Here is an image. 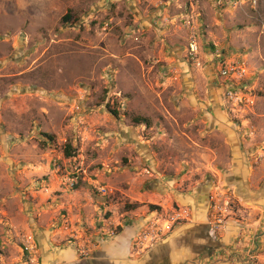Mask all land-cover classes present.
<instances>
[{"label": "rangeland", "instance_id": "rangeland-1", "mask_svg": "<svg viewBox=\"0 0 264 264\" xmlns=\"http://www.w3.org/2000/svg\"><path fill=\"white\" fill-rule=\"evenodd\" d=\"M238 171L264 188V0H0V264L92 256L204 185L235 216L255 205L229 186Z\"/></svg>", "mask_w": 264, "mask_h": 264}, {"label": "crops", "instance_id": "crops-1", "mask_svg": "<svg viewBox=\"0 0 264 264\" xmlns=\"http://www.w3.org/2000/svg\"><path fill=\"white\" fill-rule=\"evenodd\" d=\"M238 173L246 178L241 171ZM244 182V194L236 197L244 202L243 205H255L247 211L239 209L238 213L242 215L235 212L229 225L217 234H212L208 213L201 212L198 199L193 203V199L181 197L176 201L181 203V208L191 210L193 222L179 225L166 240L145 255H135L132 245L152 214L143 224L134 222L125 232L112 237L91 257L80 258L73 247H56L48 250L42 264H254L264 251V188L262 192H253L250 187L255 188L259 183L252 179Z\"/></svg>", "mask_w": 264, "mask_h": 264}, {"label": "built area", "instance_id": "built-area-1", "mask_svg": "<svg viewBox=\"0 0 264 264\" xmlns=\"http://www.w3.org/2000/svg\"><path fill=\"white\" fill-rule=\"evenodd\" d=\"M187 54L191 62L201 66L200 60L202 48L194 36L188 41ZM220 74L223 79L235 82L243 80L246 72L238 63L224 62L221 65ZM259 159L260 157H258L256 161ZM75 184L76 182L74 180L70 181V186L72 188ZM101 190L106 192L105 188H102ZM234 199L235 197L231 192L221 189L216 191L215 195H213L208 213V224L211 228L212 234L219 233L229 225L231 218L234 216ZM152 216L153 217L146 223L134 240L133 252L135 254L145 253L150 250L155 244L162 241L163 238L165 239V237L169 236L177 225L192 222L191 213L184 208L172 209L165 215L156 213ZM111 235L115 236V232L111 233ZM28 244L30 245V251L32 252L33 245L30 242H28ZM90 251V248L81 245L77 252L80 256L86 259L91 256L89 255ZM30 263L40 264L39 261L35 259H31Z\"/></svg>", "mask_w": 264, "mask_h": 264}, {"label": "flooded vegetation", "instance_id": "flooded-vegetation-1", "mask_svg": "<svg viewBox=\"0 0 264 264\" xmlns=\"http://www.w3.org/2000/svg\"><path fill=\"white\" fill-rule=\"evenodd\" d=\"M244 181H246V179L241 174H239L238 172H236L232 176L228 177V184L230 187L235 188L236 194H244V191L246 189V187L244 186L245 185ZM200 189L201 190L198 191L199 196H197L198 197L197 198L198 199L197 205L200 207V209H202L203 212L208 213L209 207H210V199H211L210 198L211 193H209L210 187H209V185L208 186L204 185ZM261 192H262V190H261Z\"/></svg>", "mask_w": 264, "mask_h": 264}, {"label": "trees", "instance_id": "trees-1", "mask_svg": "<svg viewBox=\"0 0 264 264\" xmlns=\"http://www.w3.org/2000/svg\"><path fill=\"white\" fill-rule=\"evenodd\" d=\"M70 20H71V15H70V13H68V14L64 17L63 21H64V22H70ZM141 121L147 123V121H143V120H141ZM136 122H138V124H139V123H140L139 119H137ZM140 124H141V123H140ZM44 137L47 138L50 142H53V140H54V138H53L52 136H49V135H47V134H45ZM65 155H66L67 158H73V157L76 156V151H73V149L71 148V146L68 145V146L66 147V150H65ZM151 209H153V210H158V209H160V208H159V207H156V206H152ZM119 231H122V229L119 228Z\"/></svg>", "mask_w": 264, "mask_h": 264}, {"label": "water", "instance_id": "water-1", "mask_svg": "<svg viewBox=\"0 0 264 264\" xmlns=\"http://www.w3.org/2000/svg\"><path fill=\"white\" fill-rule=\"evenodd\" d=\"M154 189H155L157 192H160V193H163V192L165 191L161 186H159L158 183L155 184Z\"/></svg>", "mask_w": 264, "mask_h": 264}]
</instances>
